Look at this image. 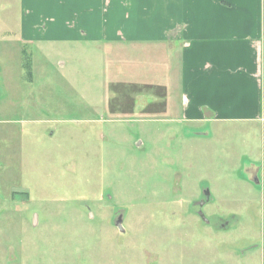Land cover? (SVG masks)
<instances>
[{"label": "rangeland", "instance_id": "1", "mask_svg": "<svg viewBox=\"0 0 264 264\" xmlns=\"http://www.w3.org/2000/svg\"><path fill=\"white\" fill-rule=\"evenodd\" d=\"M18 13L0 0V264H264V116L178 121L165 51L28 47Z\"/></svg>", "mask_w": 264, "mask_h": 264}, {"label": "crops", "instance_id": "2", "mask_svg": "<svg viewBox=\"0 0 264 264\" xmlns=\"http://www.w3.org/2000/svg\"><path fill=\"white\" fill-rule=\"evenodd\" d=\"M13 20L28 47L32 39L165 51L166 72L153 80L177 85L158 93L175 102L178 121L216 129L264 116V0H19Z\"/></svg>", "mask_w": 264, "mask_h": 264}]
</instances>
